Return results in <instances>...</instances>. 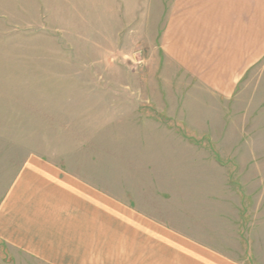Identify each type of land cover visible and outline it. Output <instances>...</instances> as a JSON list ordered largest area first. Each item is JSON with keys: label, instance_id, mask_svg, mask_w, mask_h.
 <instances>
[{"label": "rangeland", "instance_id": "rangeland-1", "mask_svg": "<svg viewBox=\"0 0 264 264\" xmlns=\"http://www.w3.org/2000/svg\"><path fill=\"white\" fill-rule=\"evenodd\" d=\"M155 6L0 0V197L51 164L264 264V59L223 98L169 61Z\"/></svg>", "mask_w": 264, "mask_h": 264}, {"label": "crops", "instance_id": "crops-1", "mask_svg": "<svg viewBox=\"0 0 264 264\" xmlns=\"http://www.w3.org/2000/svg\"><path fill=\"white\" fill-rule=\"evenodd\" d=\"M145 3L143 23L164 10L160 48L178 72L223 98L264 59V0ZM22 176L0 197V264H242L54 165Z\"/></svg>", "mask_w": 264, "mask_h": 264}]
</instances>
